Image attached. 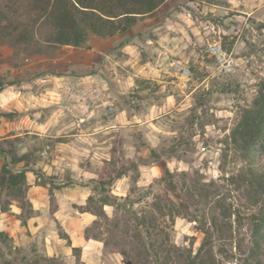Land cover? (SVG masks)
Listing matches in <instances>:
<instances>
[{
  "label": "rangeland",
  "instance_id": "obj_1",
  "mask_svg": "<svg viewBox=\"0 0 264 264\" xmlns=\"http://www.w3.org/2000/svg\"><path fill=\"white\" fill-rule=\"evenodd\" d=\"M190 1L164 0L123 30L89 33L80 46L0 40L1 148L11 143L18 154L28 153L27 175L45 183L49 194L51 187L73 184L65 169L51 174V162L59 160L54 167L66 158L65 133L91 129L64 118L51 124V100H68L69 92L57 91L66 86L77 94V88L97 85L104 97L100 122L92 125L98 140L75 139L73 146L97 143L102 149L94 155L79 148L75 159L66 160L93 172L74 181L91 190L85 209L99 211V199L112 203L107 217L99 215L85 229L100 240L93 242L98 251L73 250L64 238L57 242L62 228L51 219V195L40 214L12 204L9 212L0 211V264H184L169 248L194 254L199 229L219 212L215 203L229 210L239 203L229 176L249 163L264 168V157L251 160L233 145L231 132L264 92V80L244 63L237 71L220 70L208 46L219 42L236 57L261 58L264 0ZM0 3L27 19L28 0ZM123 42L135 47L127 54L115 51ZM93 47H105L107 54L86 52ZM69 101L75 119L82 112L77 100ZM4 160L0 151V166Z\"/></svg>",
  "mask_w": 264,
  "mask_h": 264
},
{
  "label": "trees",
  "instance_id": "obj_2",
  "mask_svg": "<svg viewBox=\"0 0 264 264\" xmlns=\"http://www.w3.org/2000/svg\"><path fill=\"white\" fill-rule=\"evenodd\" d=\"M163 1L28 0L30 7L26 23L15 10H8L0 3V40L14 43L22 39L32 44L80 46L87 41L89 33L106 36L123 30L137 17L153 12ZM231 142L251 160L264 157L263 91L243 110L241 119L232 129ZM0 151L8 156V160L0 166V211L9 212L12 204L21 211L26 208L33 211L26 195V173L31 171L28 168L29 154H18L11 143L9 149L0 146ZM229 181L236 185L240 201L233 210L218 201L215 203L219 212L207 219L205 228L199 229L202 239L197 251L186 255L180 253L178 247L170 245L169 252L182 256L184 264H228V261L234 264H264V168L249 163L244 170L230 175ZM88 200L93 198L89 196ZM98 202L99 211L87 210L96 217H107L103 205L112 203L104 199ZM58 235L71 246L62 229ZM92 238L97 239L95 236ZM76 248L72 246L73 250Z\"/></svg>",
  "mask_w": 264,
  "mask_h": 264
},
{
  "label": "crops",
  "instance_id": "obj_3",
  "mask_svg": "<svg viewBox=\"0 0 264 264\" xmlns=\"http://www.w3.org/2000/svg\"><path fill=\"white\" fill-rule=\"evenodd\" d=\"M196 1V0H194ZM190 2H193L192 0ZM201 2L204 3L203 0ZM227 9H231L230 6L226 7ZM186 13H190L189 8H184ZM179 14H184L183 12H179ZM178 26L181 29H186V26H189L190 29L194 27L190 25V23H178ZM153 39L149 38L148 42H152ZM135 45L132 42H123L119 43L115 47V51H119L123 54L129 53ZM95 50V54L101 55L107 54V50L105 47H93L86 52H90ZM92 76V75H91ZM94 77L98 76V73L93 74ZM67 88V89H65ZM61 89L58 92H69L68 100H51V124L54 121L59 120L60 118H64L63 123L65 124H73L77 123L78 125H84L85 127H89L91 129L87 132H81L82 128L76 129L74 131H68L63 135V137L68 139V142H64V145H69V150L66 151L63 155L66 158H73L75 156V152H79V148L83 150L90 151L93 150L94 155L99 153V150L102 149V145H98L95 143L92 148H83L82 146H73L75 143L74 140L78 139H89L97 142V134L98 131L94 130L93 124H98L101 118V108L102 104H104V97L102 89L97 85H89L82 88H77V94L71 93L68 86ZM80 92V93H79ZM70 98L77 100V105L81 109V114L77 116V118H72L70 115L71 110L74 108V104L70 103ZM5 106V105H4ZM10 106L8 105L7 108ZM18 110L20 108L19 105L15 106ZM86 113V114H84ZM63 114V115H61ZM115 119L120 120L121 113H114ZM111 124H115L111 123ZM57 135H52L51 137H56ZM76 147V148H75ZM61 158V163L55 165L53 167L54 162H59V160H52L51 162V174L57 173L66 170V173L69 174L70 179L73 180V184H62L60 186L51 187V194H49V187L45 185L36 184L34 182V177L31 179L26 173V180L28 184L27 190V198L32 204L33 210L35 212L43 213L47 208V199L51 195V199L54 201V206L51 208V219L57 222L62 230L67 234L71 246L81 247L85 250H92L93 248L98 251V245L93 242L99 244L100 240L94 239L92 237L86 238L85 229L89 226L96 216L90 210L85 209L83 206L87 203L88 197L91 194V190L88 186H81L76 184L74 181L81 180L82 178L90 179L93 175V172L89 169H86L84 166H81L79 163H73ZM75 159V158H73ZM32 173V172H31ZM54 180V179H53ZM110 208V209H107ZM103 210H105L106 214H110L108 210H112V206L110 204H104ZM57 242L62 244L63 239L57 235Z\"/></svg>",
  "mask_w": 264,
  "mask_h": 264
},
{
  "label": "built area",
  "instance_id": "obj_4",
  "mask_svg": "<svg viewBox=\"0 0 264 264\" xmlns=\"http://www.w3.org/2000/svg\"><path fill=\"white\" fill-rule=\"evenodd\" d=\"M208 52L210 56L216 59L220 70L237 71L241 68V64L244 63L256 71L264 80V55L261 58L255 57L254 54H250L245 58L236 57L232 53H227L219 42L210 44Z\"/></svg>",
  "mask_w": 264,
  "mask_h": 264
},
{
  "label": "bare ground",
  "instance_id": "obj_5",
  "mask_svg": "<svg viewBox=\"0 0 264 264\" xmlns=\"http://www.w3.org/2000/svg\"><path fill=\"white\" fill-rule=\"evenodd\" d=\"M185 73V72H184Z\"/></svg>",
  "mask_w": 264,
  "mask_h": 264
}]
</instances>
